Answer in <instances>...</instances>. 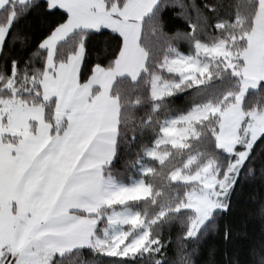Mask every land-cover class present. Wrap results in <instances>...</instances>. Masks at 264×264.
I'll use <instances>...</instances> for the list:
<instances>
[{"label":"trees","instance_id":"1","mask_svg":"<svg viewBox=\"0 0 264 264\" xmlns=\"http://www.w3.org/2000/svg\"><path fill=\"white\" fill-rule=\"evenodd\" d=\"M127 0H105L107 6H123ZM258 0H159L142 20L141 46L148 54L137 80L121 76L111 89L119 102L115 158L103 173L130 184L142 178L149 194L122 204L102 207L95 234L102 236L114 209L137 211L149 225L151 248L136 254H109L94 246L56 253L49 264H264V133L254 142L238 170L227 197L225 209H216L189 236L194 210L185 207L193 182H184L172 173L182 168L190 156H197L193 169L213 161L218 178L228 174L232 162L246 150L247 135L226 152L218 145L219 118L215 115L195 123V135L181 147L164 146L168 157L160 161L146 156L161 135L164 121L184 115L205 103L234 102L241 91L243 60L231 66L217 59L209 66V77L200 84L186 82L159 99L152 95V80H179L162 64L174 50L193 54L198 43L214 45L226 42L239 54L248 46V34L254 27ZM68 20V13L47 0L9 1L0 9V26L9 28L0 51V97H17L26 104L42 105L45 119L54 132L65 123L55 119L56 101L42 96V78L47 50L44 40ZM122 37L118 32L78 28L60 41L55 61L66 62L83 44L85 54L79 80H89L96 67H114L120 54ZM13 99V98H12ZM264 108V79L247 91L242 111L248 114ZM149 168L142 172L141 168ZM180 175V174H179Z\"/></svg>","mask_w":264,"mask_h":264},{"label":"crops","instance_id":"2","mask_svg":"<svg viewBox=\"0 0 264 264\" xmlns=\"http://www.w3.org/2000/svg\"><path fill=\"white\" fill-rule=\"evenodd\" d=\"M6 1L0 0V7ZM47 1L68 13L42 44L47 50L42 96L55 99V119L65 126L54 132L42 105L19 98L17 122L0 125V264H8L6 259L49 264L56 253L94 246L102 187L118 183L103 173L114 155L118 128L119 102L111 89L117 77L137 80L144 69L142 20L159 0H127L121 7H108L105 0ZM78 28H106L123 37L114 67H96L85 83L79 80L83 44L68 61H55L57 44ZM127 186L139 187L142 197L149 194L143 179Z\"/></svg>","mask_w":264,"mask_h":264},{"label":"rangeland","instance_id":"3","mask_svg":"<svg viewBox=\"0 0 264 264\" xmlns=\"http://www.w3.org/2000/svg\"><path fill=\"white\" fill-rule=\"evenodd\" d=\"M9 1L11 0H7L2 6ZM258 1L259 9L254 27L248 34V46L245 50H239L237 54L223 41L214 45L198 43L193 54L174 50L170 56L165 58L162 68L178 74L180 77L178 81L165 80L159 75L153 76L152 95L154 99H159L172 93L186 82L200 84L205 81L209 77L210 64L217 59L226 60L231 66H238L240 60L244 63L243 67L238 68L243 73V80L241 91L236 95L234 102L205 103L195 106L184 115L166 119L162 125L161 135L155 141V148L148 153L151 158L165 160L169 151L164 150V146H183L190 136L195 135V123L212 115L219 118L218 145L226 152H234V147L241 141L243 134L249 137L246 150L238 154L228 174L222 179L218 178V170L213 161H208L193 169V165L198 160L196 155L190 156L182 168L172 173L173 177L179 176L181 181L194 183V188L184 204L185 207L194 210L188 232L191 237L197 234L201 225L211 217L214 210L227 207V197L234 184L235 176L256 139L264 133V108L251 111L245 121V114L242 111V102L247 91L256 88L259 81L264 79V0ZM8 28L9 24L0 26V51ZM12 98L0 97V125L4 123L11 125L14 121L17 122L20 115L17 107L18 101L17 97ZM141 170L146 172L149 168L143 166ZM109 178L114 179L110 176ZM115 181L118 183L103 185L102 206L109 207L142 197L143 192L139 187L137 191H134L127 184ZM120 186L124 187L123 191L120 190ZM132 212H136L139 217L136 215L132 217ZM153 243L154 240L149 238V225L143 217L137 211L123 208L112 210L111 223L107 225L102 236L96 235L94 247L109 254H136L151 248ZM6 262L13 264L8 259Z\"/></svg>","mask_w":264,"mask_h":264},{"label":"snow or ice","instance_id":"4","mask_svg":"<svg viewBox=\"0 0 264 264\" xmlns=\"http://www.w3.org/2000/svg\"><path fill=\"white\" fill-rule=\"evenodd\" d=\"M97 31H99V29H98ZM117 39H118V40H121V43H122V37H119V36H118ZM114 158H115V156L113 155V159H114Z\"/></svg>","mask_w":264,"mask_h":264}]
</instances>
